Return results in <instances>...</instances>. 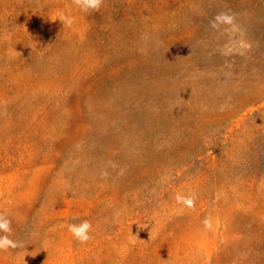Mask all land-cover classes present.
Here are the masks:
<instances>
[{
  "label": "rangeland",
  "instance_id": "1",
  "mask_svg": "<svg viewBox=\"0 0 264 264\" xmlns=\"http://www.w3.org/2000/svg\"><path fill=\"white\" fill-rule=\"evenodd\" d=\"M0 214V264H264V0H0Z\"/></svg>",
  "mask_w": 264,
  "mask_h": 264
},
{
  "label": "clouds",
  "instance_id": "2",
  "mask_svg": "<svg viewBox=\"0 0 264 264\" xmlns=\"http://www.w3.org/2000/svg\"><path fill=\"white\" fill-rule=\"evenodd\" d=\"M103 3L104 0H72V4L85 13L98 12ZM57 18L62 22L63 28L71 29L77 23V18L69 14L62 13ZM216 19H226L228 22H231L232 17L222 13L218 14ZM101 175L104 177L107 173H101ZM67 227L71 235L80 243H87L92 239V236L90 235L92 225L87 220L79 224H69ZM12 232L13 228L11 219L0 214V253H6L19 246L18 242L12 238Z\"/></svg>",
  "mask_w": 264,
  "mask_h": 264
}]
</instances>
